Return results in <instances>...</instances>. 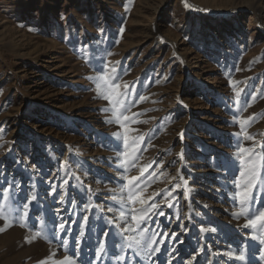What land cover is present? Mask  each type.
Masks as SVG:
<instances>
[{"label": "rangeland", "instance_id": "obj_1", "mask_svg": "<svg viewBox=\"0 0 264 264\" xmlns=\"http://www.w3.org/2000/svg\"><path fill=\"white\" fill-rule=\"evenodd\" d=\"M238 144L264 156V0H0V204L36 196L0 264H264ZM152 203L148 248L120 213Z\"/></svg>", "mask_w": 264, "mask_h": 264}, {"label": "snow or ice", "instance_id": "obj_2", "mask_svg": "<svg viewBox=\"0 0 264 264\" xmlns=\"http://www.w3.org/2000/svg\"><path fill=\"white\" fill-rule=\"evenodd\" d=\"M101 72L103 73L100 77L97 78V89H102L106 92H111L113 89L115 88H119V85H114L112 83V80L115 79V77L112 78H107L106 73L104 72V70L102 69ZM114 72V69H113ZM127 87V86H125ZM123 93H120V96H123ZM237 96H239V93H237ZM105 99H109L110 100V96L109 95H105L104 97ZM122 101L121 100H116L115 104L119 105L121 104ZM107 110V109H106ZM115 111V109H114ZM116 119L119 120L120 116L117 115ZM124 120H127L128 117H123ZM254 119V117H249L248 120H252ZM108 122H112L111 120H109ZM245 121H241V126H242V131H243V125H244ZM114 135H116L117 137H119V133H115ZM245 138L248 140H254L255 137L253 135H249L245 132ZM125 143H127V140H125ZM255 145L253 147L250 148H245L243 146H240L239 144L237 145V157L239 160V164L241 167L238 168L239 171V175L241 178L245 177L246 175L250 177V179L248 180V182L246 184L243 185V190L238 192L237 195L240 197V209L241 211L239 213H234V216H239V215H245L247 217V223L245 225V227L248 226H252L253 228H264V208L262 207H255L252 208L251 205L255 202V197L254 196H250V192L252 190V187L254 186V182H255V178H256V167H257V162L255 157H260V160L262 162H264V156H261L260 153H257L255 150ZM264 147V146H262ZM245 153L248 154L247 156V161L245 160ZM65 184L68 183V181H64ZM131 183V182H129ZM236 187L240 188L241 187V182L239 180H237L236 182ZM121 191H123V189H121ZM3 194H2V199L4 201H10V203L8 204H0V217H3L5 220H13L19 223V226L24 227V219L27 217L28 215V210L31 204L32 200L36 199V196L33 195L31 197V200H28L27 198H25V203L23 205H19L16 203V201L12 200L11 198V192L10 189H4L2 190ZM61 199H63V197H61ZM114 200H116V197H113ZM121 200H124V197L120 198ZM128 200H131L133 203L136 202V197L134 194H132L131 192L129 193V196L127 197ZM140 203H144V201H140ZM157 205L155 203H152L151 205H149L147 208H142L139 210V212L141 213V215H136L134 214L137 210L136 209H131L128 213L125 212H121L120 213V218L121 219H125L126 216H130L131 217V221L135 222V227H133V225L130 223L128 224L123 231H128V232H132V231H137L138 235L145 241L144 246L150 248L152 243H156L157 241L152 240L150 237H145V233H147L148 231H150V229L148 228H141V225L147 222V214L149 212H151L152 209L156 208ZM109 212L112 211V208L108 209ZM161 215L163 214L162 212L160 213ZM9 226H11V224H9ZM117 227H119V225H117ZM59 228L63 231L64 230V224L61 223L59 225ZM5 229H0V231H3ZM40 233L37 232L36 236H39ZM81 235H83V233H81ZM105 236H107V234H103ZM166 235V234H165ZM174 235V234H173ZM36 236H33L32 239H35ZM253 239H259L260 243H264V238H260L257 236H252ZM28 238L26 237V240ZM129 241L131 243H129V247H131L132 243H135L137 246L141 245V240L137 239L136 237H129ZM30 242V241H29ZM63 243L66 245L67 241H63ZM123 250V249H122ZM151 251H158L159 249H150ZM105 251V243H100L98 245V251H97V259L100 258V255ZM239 259L243 260L244 256L240 255ZM40 264H46V261H41ZM60 264H74V259L73 257L70 256H65L63 258V260L60 262ZM89 264H91V262H89Z\"/></svg>", "mask_w": 264, "mask_h": 264}, {"label": "trees", "instance_id": "obj_3", "mask_svg": "<svg viewBox=\"0 0 264 264\" xmlns=\"http://www.w3.org/2000/svg\"><path fill=\"white\" fill-rule=\"evenodd\" d=\"M196 6V5H195Z\"/></svg>", "mask_w": 264, "mask_h": 264}]
</instances>
